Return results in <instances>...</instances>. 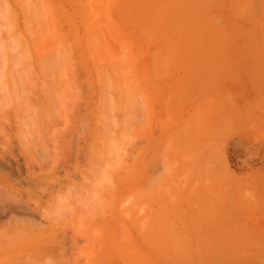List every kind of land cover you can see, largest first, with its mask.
<instances>
[{
	"label": "rangeland",
	"instance_id": "rangeland-1",
	"mask_svg": "<svg viewBox=\"0 0 264 264\" xmlns=\"http://www.w3.org/2000/svg\"><path fill=\"white\" fill-rule=\"evenodd\" d=\"M7 1L0 261L264 264V0Z\"/></svg>",
	"mask_w": 264,
	"mask_h": 264
},
{
	"label": "bare ground",
	"instance_id": "bare-ground-1",
	"mask_svg": "<svg viewBox=\"0 0 264 264\" xmlns=\"http://www.w3.org/2000/svg\"><path fill=\"white\" fill-rule=\"evenodd\" d=\"M6 1H7V0H6ZM27 1H28V0H26L25 2H27ZM36 1H37V0H36ZM99 1H100V0H99ZM99 1H98V2H99ZM3 2H4V0H3ZM7 2H8V1H7ZM25 2H24V3H25ZM0 3H1V2H0ZM34 3H35V2H34ZM101 3H102V2H101ZM7 4H8V3H7ZM14 4H15V3H14ZM28 4H29V8L32 7V5H31L30 3H28ZM30 5H31V6H30ZM26 6H28V5H26ZM26 6H25V7H26ZM38 6H39V5H38ZM43 6H44V5H43ZM47 6H48V5H47ZM2 7H3V6H2ZM9 7H10V6H9ZM9 7H8V9H9ZM32 8H33V7H32ZM32 8H31V9H32ZM38 8H39V9H38V11H37L36 14L38 15V17H41V16L43 15V14H42L43 8H42V7H41V8L38 7ZM10 9H11V8H10ZM10 9H9V10H10ZM26 9H28V8H26ZM31 9H29L28 11H30ZM3 10H4V9H3ZM3 10H2V11H3ZM96 10H97V9H96ZM25 11H26V10H25ZM35 11H36V10H35ZM7 12H8V10H7ZM9 12H11V10H10ZM26 12H27V11H26ZM31 12H34V10H32ZM92 12H93V11H92ZM95 12H96V11H95ZM98 12H99V11H98ZM23 13H24V11H23ZM96 13H97V12H96ZM96 13H94V14L96 15ZM0 14H1V13H0ZM3 14H4V12H3ZM9 14H10V13H9ZM97 14H99V13H97ZM1 15H2V14H1ZM11 15H12V14H10V16H11ZM13 15H14V14H13ZM31 15H32V13H31ZM33 15H34V14H33ZM95 15H94V16H95ZM101 16H102V15H101ZM36 17H37V16H36ZM38 17H37V19H38ZM43 17H44V16H43ZM45 17H46V16H45ZM45 17H44L43 20H42V21H44V24H43L44 26H43V28H44V30H45V31H44V30H43V31L46 32V33L48 32V33L45 34V33L43 32L42 35L45 34L46 36H48V34H49L51 31H48V29H50V28H49V22H47V20H46ZM2 18H3V16H2ZM2 18H1V19H2ZM4 18H5V17H4ZM97 18H98V16H97ZM18 19H19V18H18ZM107 19H108V18H107ZM22 21H23V20H22ZM51 22H53V21L51 20ZM54 26H56V25H54ZM38 28H39V27H38ZM53 28H54V27H53ZM55 28L57 29V27H55ZM55 28H54V29H55ZM34 29H36V28H34ZM39 29H40V28H39ZM41 30H42V29H41ZM33 31H34V30H33ZM53 31H54V30H53ZM60 31H61V30H60ZM39 32H40V31H39ZM41 32H42V31H41ZM31 33H32V32H31ZM37 33H38V32H37ZM37 33H36V34H37ZM51 33H52V32H51ZM45 35H43V36L45 37ZM16 36H17V35H16ZM36 36H37V35H36ZM44 37H43V39H44ZM39 38H41V34H40ZM92 38H93V37H92ZM39 40H40V39H39ZM52 40H53V39H52ZM94 40H95V39H94ZM33 41H34V40H33ZM47 41H48V40H47ZM66 42H67V41H66ZM95 42H96V41H95ZM49 43H51V40L49 41ZM58 48H59V47H58ZM60 48H61V46H60ZM62 50H63V51H62ZM62 50H61V51L64 52V48H63ZM46 56H47V54H46ZM113 61H114V60H113ZM20 62H21V61H20ZM9 64H10V63H9ZM13 65H14V64H13ZM30 65H31V64H30ZM17 67H18V66H17ZM14 69H15V68H14ZM4 70H5V69H4ZM11 71H12V69H11ZM20 71H21V70H20ZM22 71H23V70H22ZM4 72H5V71H4ZM121 72H122V71H121ZM20 73H21V72H20ZM24 74H25V72H24ZM19 75H20V74H19ZM30 75H31V74H30ZM1 77H2V76H1ZM19 78H20V77H19ZM35 78H37V77H35ZM35 78H34V80H35ZM13 79H14V78H13ZM13 79H12V80H13ZM15 79H16V77H15ZM15 79H14V81H15ZM16 80H17V79H16ZM0 81H1V80H0ZM109 81H110V79H109ZM12 82H13V81H12ZM19 82H20V81H19ZM23 82H24V81H23ZM31 82H33V81L31 80ZM34 82H35V81H34ZM0 83H2V82H0ZM23 84H24V83H23ZM26 84H27V83H26ZM39 84H40V83H39ZM3 87H4V85H3ZM43 87H44V86H43ZM26 88H27V86H26ZM1 89H2V88H1ZM6 89H7V88H6ZM30 89H31V88H30ZM34 89H35V88H34ZM16 90H17V89H16ZM31 90H32V89H31ZM2 91H3V90H2ZM47 91H48V90H47ZM9 92H10V91H9ZM25 92H26V91H25ZM15 93H16V91H15ZM35 93H36V92H35ZM42 94H43V93H42ZM4 95H5V93H4ZM11 95L14 96V93L11 94ZM21 95H22V94H21ZM35 95H36V94H35ZM13 96H12V97H13ZM6 97H7V95H6ZM16 97H18V96L16 95ZM7 98H8V97H7ZM13 98H15V97H13ZM48 98H49V97H48ZM17 99H18V98H17ZM19 99H20V96H19ZM19 99H18V101H16V100H15V101L18 103V102H19ZM32 99H33V98H32ZM106 99H107L106 101H107L108 103H110V102L108 101V100H110V99H108V98H106ZM12 100H13V99H12ZM49 100H50V99H49ZM20 101H21V99H20ZM28 101H29V100H28ZM32 101H33V100H32ZM110 101H111V100H110ZM125 101H126V100H125ZM125 101H124V102H125ZM13 102H14V101H13ZM24 102H25V100H24ZM8 103H9V102H8ZM19 103H20L21 106L24 104V103L21 104L22 102H19ZM19 103H18V105H19ZM26 103H27V102H26ZM30 103H31V101H30ZM45 103H46V102H45ZM125 103H126V102H125ZM127 103H128V102H127ZM2 104H3V103H2ZM34 104H35V103H34ZM35 105H36V104H35ZM35 105H34V106H35ZM127 105H128V104H127ZM4 106H5V103H4ZM12 106H13V105H12ZM12 106H11V107H12ZM21 106H20V108H22ZM23 106H24V105H23ZM5 107H6V106H5ZM25 107H26V106H25ZM28 107H29V106H28ZM46 107H47V109H48V106H46ZM27 109H28V108H27ZM22 110H23V109H22ZM28 110H30V109H28ZM26 111H27V110H26ZM36 111H37V109H36ZM2 112H3V111H2ZM17 112H18V111H17ZM31 112H32V111H31ZM46 112H47V111H46ZM4 113L6 114V112H4ZM4 113H3V114H4ZM25 113H26V112H25ZM29 113H30V112H29ZM29 113H28V114H29ZM7 114H8V111H7ZM14 114H16V113H14ZM49 114H50V113H49ZM65 114H66V113H65ZM67 114H68V113H67ZM18 115H19V114H18ZM23 115H24V114H23ZM36 115H37V114H36ZM75 115H76V114H75ZM5 116H6V115H5ZM8 116H9V114H8ZM8 116H7V118H8ZM21 116H22V115H21ZM27 116H28V115H27ZM30 116H31V115H30ZM17 117H18V116H17V114H16V118H17ZM18 118H19V117H18ZM31 118H32V117H31ZM3 119L7 120L6 117H4ZM8 119H9V118H8ZM37 119H38V118H37ZM5 120H2V121L0 120V121H1V122H4ZM44 120H45V119H44ZM33 121H34V120H33ZM49 121H50V120H49ZM15 122H16V121H15ZM6 123H7V122H6ZM31 123H32V122H31ZM41 123H42V122H41ZM41 123H40V124H41ZM43 123H44V122H43ZM50 123H51V122H50ZM43 126H44V125H43ZM45 127H46V126H45ZM23 128H24V127H23ZM23 128L21 127L22 130H23ZM31 128H32V127H31ZM17 129H18V128H17ZM28 129H29V127H28ZM41 129H43V128L41 127ZM24 130H25V129H24ZM19 131H20V130H19ZM25 131H26V130H25ZM2 133H3V132H2ZM28 133H29V132H28ZM31 133H32V131H31ZM31 133H29V134H31ZM94 133H95V132H94ZM22 134H24V133H22ZM22 134H21V135H22ZM53 134H54V133H53ZM53 134H52V135H53ZM2 135H3V134H2ZM15 135H16V134H15ZM27 135H28V134H27ZM5 136H7V135H5ZM51 137H52V136H51ZM55 137H56V136H55ZM7 138H9V137L7 136ZM31 138H32V137H30V139H31ZM33 138H34V137H33ZM3 139H4V138H3ZM25 140H26V139H25ZM25 140H24V141H25ZM34 140H35V139H34ZM8 141H9V140H7V142H6V141H5V142L8 144ZM26 141H27V140H26ZM51 141H52V140H51ZM30 142H31V141H30ZM2 143H3V142H2ZM28 144H30V143H28ZM57 144H58V143H57ZM26 145H27V144H26ZM112 145H113V144H112ZM5 146H6V145H5ZM114 146H115V143H114ZM29 147H30V146H29ZM117 147H118V146H117ZM34 148H35V147H34ZM44 148H46V147H44ZM71 148H72V147H71ZM73 148H74V147H73ZM12 149H13V148H12ZM27 149H28V148H27ZM36 149H37V147L35 148V150H36ZM54 149H55V148H54ZM62 149H64V148H62ZM100 149H101V148H100ZM115 149H116V146L114 147L113 150H115ZM43 150H44V149H43ZM46 150H47V149H46ZM55 150H56V149H55ZM30 151H31V150H30ZM59 151H61V150H59ZM63 151H64V150H63ZM66 151H67V150H66ZM25 152H26V151H25ZM44 152H45V151H44ZM52 152H53V151H52ZM107 152H108V151H107ZM45 153H46V152H45ZM48 153H49V152H48ZM63 153H65V152H63ZM99 153H101V155H102L103 152H99ZM99 153H97V155L101 156ZM28 154H29V153H28ZM105 154H106V152H105ZM7 155H8V154H7ZM63 155H65V154H63ZM8 156H9V155H8ZM37 156H38V155H37ZM37 156H36V157H37ZM102 156H103V159H104V156H105V155H102ZM5 157H6V156H5ZM6 158H7V157H6ZM96 158H98L97 161H99V162H100L99 158L102 159V157H98V156H96ZM39 159H40V158H39ZM32 160H33V159H32ZM32 160H31V161H32ZM27 161H28V160H27ZM33 161H34V160H33ZM40 162L43 163L42 160H41ZM56 162H58V161H56ZM100 163H101V162H100ZM32 164H33V163H32ZM28 166H29V165H28ZM33 166H34V165H33ZM41 166H42V165H41ZM51 167H52V166H51ZM56 167H57V166H56ZM32 168H33V167H32ZM102 169H103V168H102ZM53 171H54V170H53ZM3 172H4V171H3ZM103 172H104V170H103ZM0 173H1V172H0ZM33 173H34V172H33ZM1 174H2V173H1ZM54 176H55V175H54ZM66 177H67V176H66ZM57 178H58V177H57ZM101 178L103 179L104 177H102V175H101ZM41 179H42V178H41ZM69 179H70V178H69ZM111 179H112V178H111ZM74 180H75V179H74ZM109 180H110V179H109ZM112 180H113V179H112ZM115 180H116V179H115ZM118 180H119V179H118ZM38 181H39V180H38ZM39 182H40V181H39ZM65 182H66V181H65ZM70 182H71V181H70ZM65 184H66V183H65ZM79 184H80V183H79ZM96 184H97V183H96ZM111 185H112V183H111ZM5 186L7 187V185H5ZM78 186H79V185H78ZM63 187H64V186H63ZM97 187H98V186H97ZM9 188H10V187H9ZM9 188H7L8 191L10 190ZM29 188H30V187H29ZM7 189H6V190H7ZM14 189H15V187H14ZM99 189H100V188H99ZM15 190H16V189H15ZM15 190H13L12 192H13V193H14V192L16 193ZM18 190H19V189H18ZM25 191H26V190H25ZM53 191H54V190H53ZM56 191H57V190H56ZM10 192H11V190H10ZM18 192H19V191H18ZM18 192H17V193H18ZM39 192H40V191H39ZM48 192H49V191H48ZM57 192H59V191H57ZM91 192H92V191H91ZM91 192H90V193H91ZM94 192H95V191H94ZM13 193H12V194H13ZM19 193H20V192H19ZM19 193H18V196H19ZM54 193H55V192H54ZM20 194H21V193H20ZM22 194H23V193H22ZM22 194H21V197H22ZM59 194H60V193H59ZM65 194H66V193H65ZM67 194H68V193H67ZM67 194H66V196L69 198L70 196H68ZM95 194H96V193H95ZM31 195H32V194H31ZM47 195H48V194H47ZM62 195H64V194L61 192V194H60L61 197H60V198H62ZM14 196H16V194H15ZM32 196H33V195H32ZM34 196H35V195H34ZM56 196H57V198H58V194H56ZM72 196H73V195H71V197H72ZM21 197H20V198H21ZM10 198H11V197H10ZM16 198H18V197H16ZM20 198H18V201H19ZM51 198H54V199H51V200L57 201V203H58V200H60V198H58V199L56 198V200H55V196H54V197H51ZM72 198H73V197H72ZM102 198H103V197H102ZM111 198H112V197H111ZM27 199H28V198H27ZM27 199H26V200H27ZM36 199H37V198H36ZM66 199H67V198H65V200H66ZM69 199H70V198H69ZM92 199H93V198H92ZM20 200H21V199H20ZM22 200H23V199H22ZM22 200L19 201V202H22ZM38 200H39V198H38ZM38 200H37V203H38ZM49 200H50V199H49ZM63 200H64V197H63ZM63 200L61 199V204H60V203H59V204L62 205V203H63L62 207L64 208V207H66V206H64V205H67V203H66V202H63ZM71 200H73V199H71ZM71 200H70V201H71ZM18 201H16V202H18ZM23 201L27 203V201H25V200H23ZM6 202H7V201H6ZM12 202H15V201H12ZM50 202H51V201H50ZM50 202H49V203H50ZM59 202H60V201H59ZM67 202H68V201H67ZM80 202H81V201H80ZM80 202H79L77 205H78V206H83V205H80ZM2 203H4V202L2 201ZM35 203H36V202H35ZM37 203H36V206L39 205V204H37ZM64 203H65V204H64ZM70 203H71V202H70ZM88 203H89V202H88ZM13 204H14V203H13ZM18 204H20V203H18ZM23 205H24V204H23ZM60 205H59V207H61ZM36 206H35V208H36ZM55 206H56V205H55ZM74 206H75V205H74ZM74 206H73V207H74ZM84 206H85V205H84ZM90 206H91V205H90ZM8 207L10 208L11 206H8ZM30 207H31V206H30ZM37 207H38V206H37ZM59 207H58V208H59ZM69 207H71V206H69ZM69 207L67 208L68 210H69ZM76 207H77V206H76ZM2 208H4V207H2ZM5 208H6V207H5ZM28 208H29V207H28ZM35 208H34V209L32 208V210H35ZM38 208H39V207H38ZM38 208H36V209H38ZM56 208H57V207H56ZM56 208H55V209H56ZM79 208H80V210H82V209H81L82 207H79ZM83 208H84V207H83ZM13 209H14V208H13ZM64 209H65V208H64ZM71 209H72V208H71ZM7 210H8V209H7ZM10 210H11V209H10ZM14 210H15V209H14ZM21 210H22V209H20L19 211H21ZM73 210H74V209H73ZM84 210H85V209H84ZM84 210H83V211H84ZM97 210H98V208H97ZM61 211H62V210L60 209V212H61ZM71 211H72V210H71ZM71 211H70V210L68 211V212H69V216H70V212H71ZM83 211H82V212H83ZM101 211H102V210H101ZM23 212L25 213L26 211L24 210ZM27 212H29V211H27ZM60 212H59V213H60ZM62 212H63V211H62ZM102 212H103V211H102ZM12 213H13V212H12ZM31 213H33V212H31ZM65 213H66V212H65ZM61 214H62V213H61ZM96 214H97V213H95V215H96ZM64 215H65V214H64ZM72 215H73V214H72ZM79 215H81V214H79ZM79 215H77V216L80 217ZM25 216H26V215H25ZM25 216H24V218L26 219ZM60 216H61V215H60ZM69 216H68V215L66 216V217H67L66 221L70 218ZM87 216H88V215H87ZM27 217H28V216H27ZM66 217H65V218H66ZM78 217H76L77 220L79 219ZM81 217H82V216H81ZM90 217H91V215H90ZM63 218H64V216H63ZM63 218H62V219H63ZM104 218H107V217H105V215H104ZM20 219H21V218H20ZM80 219H81V218H80ZM80 219H79V221L81 222ZM18 220H19V219H18ZM21 220H22V219H21ZM27 220H28V219H27ZM69 220H71V219H69ZM82 220H83V218H82ZM97 221H98V220H97ZM103 221H104V220H103ZM28 222H29V221H28ZM54 222H55V221H54ZM21 223H22V222H21ZM21 223H18V224L20 225ZM57 223H58V222H57ZM64 223H65V222H64ZM18 224H17V226H18L19 228H21V229H22V228H25V229H24V230H23V229H22V230H21V229L19 230V228H17V226H15V225H16V224H15L14 227L12 228L13 232L15 231V227L19 230V232H20V231H24V232H25V230L27 229V228H26V225L23 223V225H25V226L22 227L23 225L21 224L22 226L20 227ZM32 224H33V223H32ZM52 224H53V223H52ZM61 224H62V223H61ZM71 224L73 225V222H71ZM29 225H31V224H29ZM29 225H28V226H29ZM33 225H34V224H33ZM33 225H32V226H33ZM35 225H36V224H35ZM35 225H34V226H35ZM63 226H65V225H63ZM63 226H62V227H63ZM70 226H71V225H70ZM40 227H41V226H40ZM35 228H37V227L35 226V227H32L31 229L33 230V229H35ZM43 228H44V227L42 226L41 229L43 230ZM5 229H7L8 231H10L8 228H5ZM17 229H16V231H17ZM41 229H40V231H36L37 229H35V230H33V232H32V230H31V233H30V232H29V230H30V226H29V227H28V232H29L31 235L29 234V235H27V237H28V236L32 237V235H34V232H40V233H41V231H42ZM58 229H59V228H58ZM61 229L63 230V228H61ZM2 230H3V229H2ZM53 230H54V229H53ZM4 231H5V230H4ZM50 231H51V230H50ZM63 231H64V233L66 234L65 229H64ZM63 231H61V230L59 231V232H60L59 237L61 236V232H63ZM10 232H11V231H10ZM19 232H18V233H19ZM42 232H43V231H42ZM46 232H47V231H46ZM75 232H76V231H75ZM0 233H1V230H0ZM3 233H4V232H2V234H3ZM5 233H6L7 237L10 236V235H8V234H10V233H8L7 231H6ZM5 233H4V234H5ZM26 233H27V231H26ZM32 233H33V234H32ZM40 233H39V237H40V235H41ZM64 233H63V238H64V236H65ZM6 235H5V237H6ZM11 235H12V234H11ZM14 235H15V234H14ZM36 235H37V233H35V236H36ZM1 236H3V235H1ZM1 236H0V237H1ZM5 237H4V238H5ZM12 237H13V236H12ZM43 237H45V236H43ZM43 237H42L41 239L39 238V240H42ZM56 237H57V236H56ZM10 238H11V237H10ZM16 238H17V237H16ZM46 238H49V236H47ZM57 238H58V237H57ZM57 238H56V240L59 239V238H58V239H57ZM24 239H26V238H24ZM28 239H30V238H28ZM28 239H27V240H28ZM37 239H38V238H37ZM37 239L35 240L36 242L38 241ZM50 239H51V238H50ZM73 239H74V238H73ZM13 240H14V239H13ZM16 240H17V239H16ZM27 240H26V242H27ZM61 240H62V239H61ZM61 240H60V244H61V245H60V244H59L60 246L58 245V246H59L58 249H61V248H62L61 246H62V244L64 243V242L62 243ZM64 240H65V238H64ZM23 241H24V240H23ZM23 241H21V242H23ZM35 241H33V242H35ZM42 241H44V240H42ZM50 241H51V240H50ZM50 241H49V242H50ZM6 242H7V241H6ZM12 242H14V241H12ZM38 242H40V241H38ZM9 243H10V242H9ZM50 243H51V242H50ZM13 244H16V243H13ZM38 244H39V243H38ZM18 245H20V244H18ZM32 245H34V244H32ZM32 245H31V246H32ZM12 246H13V245H10V247H12ZM16 246H17V245H16ZM31 246H30V245H29V247L27 246L28 249H29V248L31 249V248H32ZM35 246H36V244H35ZM37 246H39V245H37ZM41 246H42V245H40L39 247H41ZM58 246H57V247H58ZM27 247H26V249H27ZM42 247L44 248L45 245L42 246ZM42 247H41L40 249H43ZM60 247H61V248H60ZM34 248H36V247H34ZM46 248H47V246H46ZM46 248H44V251H46V250L48 249V248H47V249H46ZM20 249H21V248H20ZM36 249H38V248H36ZM45 249H46V250H45ZM62 249H63V248H62ZM82 249H83V248H82ZM32 251H33V250H32ZM48 251H49V250H48ZM62 251H63V250H62ZM80 251H81V250H80ZM35 252H36V251H35ZM37 252H38V251H37ZM50 252H51V251H50ZM59 252H61V251H59ZM9 253L13 254L12 252H9ZM25 254L27 255V253H25ZM29 254H30V253H29ZM47 254H48V253L46 252V255H47ZM61 254H62V252H61ZM6 255H7V254H6ZM20 255H21V254H20ZM22 255H23V254H22ZM26 255H25V256H26ZM40 255H41V254H40ZM44 255H45V253H44ZM65 255H66V253H65ZM65 255H64V256H65ZM9 256H10V255L8 254V256H6V258L9 257ZM28 256H29V255H28ZM33 256H36V255L34 254ZM33 256H32V257H33ZM60 256H61V258H62V255L59 254V257H60ZM1 257H2V256H1ZM14 257H15V260H16V255H14V256L11 255V258H14ZM19 257H20V256H18V259H17V260H19ZM42 257H43V256H42ZM27 258H28V257H27ZM30 258H31V254H30ZM34 258H39V257L36 256V257H34ZM40 258H41V257H40ZM49 259H50V258H49ZM53 259H56V258H53ZM64 259H66V258H64ZM47 260H48V259H47ZM61 260H63V258H62ZM67 260H68V259H67ZM22 261H23V260H22ZM28 261H29V260H28ZM28 261H27V262H28ZM50 261H51V260H49V262H50ZM55 261H56V260H55ZM0 262H1V264L3 263V261H0ZM5 262L8 263V261H5ZM9 262H10V261H9ZM29 262H30V261H29ZM31 262H33V261H31ZM31 262H30V264H31ZM44 262H45V261H44ZM44 262H41V263L44 264ZM47 262H48V261H47ZM53 262H54V261H53ZM53 262H52V264H53ZM13 263H14V261L12 262V264H13ZM33 263H34V262H33ZM33 263H32V264H33ZM55 263H56V262H55ZM3 264H4V263H3ZM8 264H10V263H8ZM14 264H16V262H15ZM66 264H67V263H66Z\"/></svg>",
	"mask_w": 264,
	"mask_h": 264
}]
</instances>
